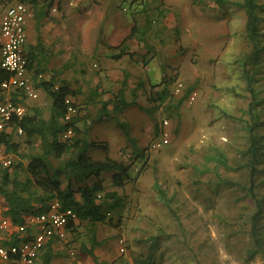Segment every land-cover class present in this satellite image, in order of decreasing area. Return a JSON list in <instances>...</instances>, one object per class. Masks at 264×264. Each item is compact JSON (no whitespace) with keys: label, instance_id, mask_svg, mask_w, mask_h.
I'll return each instance as SVG.
<instances>
[{"label":"rangeland","instance_id":"rangeland-1","mask_svg":"<svg viewBox=\"0 0 264 264\" xmlns=\"http://www.w3.org/2000/svg\"><path fill=\"white\" fill-rule=\"evenodd\" d=\"M142 1L135 0L138 6L143 7ZM160 1H153L157 14L167 13L166 10L172 7L175 15L166 25H160V20L157 21L159 23L156 26L161 33L154 35L152 31L147 37L152 46L150 49L156 50L164 65L163 72L168 79H172L171 99L155 116L147 111L150 106L147 98L151 92L150 86L142 91L144 94L137 93V104L118 115L100 117V103L98 106L84 104L91 89L102 97L105 91V94L111 95L110 100L112 93L116 95L119 91L115 87V91H112V85L104 82L103 74L112 63H108V58L105 59L104 52L107 50L103 46L96 48L93 36L85 41L92 51L86 50L83 54L71 51L65 57L62 55L67 50L59 44L62 37H58L53 45L54 54L45 57V79L49 78V69H54L58 74L75 79L70 81L71 84L82 90L77 103L81 118H85L79 126L86 124L90 140L109 144L108 153L92 149L90 154L93 157L105 159L108 155L133 162L134 158L129 157L133 151L132 141L126 138L121 123L130 127L131 136L133 132L136 141L140 142L138 146L148 148L146 158L138 160L131 170L133 180L124 188L115 187L110 174L104 175L108 189L117 190L128 197V203L122 211L123 221L119 226L99 224L96 228L97 237L102 242L100 250L103 256H107L108 248L112 249L110 257H107L108 262L243 264L247 249L252 245L250 218L254 203L249 199L240 201V194L232 187L218 183L217 174L222 177L232 174L235 178L240 175L236 169L229 172L222 164H218L217 157L223 152L231 165L248 164L249 158L244 152L250 143V133L246 129L250 124L255 126V132L264 142V55L261 65L251 71L252 85L258 93L257 102L262 101L255 108L256 117L251 121L247 112L251 96L247 91L243 70V60L249 51L245 40L244 10L230 4L218 6L215 0H162L168 3L165 5ZM69 2L64 0L62 4L67 6ZM114 4L118 7L117 16L128 12L124 11L125 7L132 9L135 5L132 0H114ZM79 7L68 9L69 22L74 23L75 18L87 9L83 4ZM53 14L60 16L58 12ZM157 14L155 18H159ZM112 19L116 21L119 18L113 15ZM113 23L116 22L102 28L106 38L112 32V27L115 28ZM74 27L77 25L74 24ZM76 29L81 30L78 27ZM262 30L264 32V16ZM29 46L27 43L26 49ZM149 75L155 82L156 77L160 79L162 76L158 60H153ZM178 81L185 84L184 92L193 87L197 96L194 103L191 104L187 99L180 109H175L182 96L173 94ZM36 88L40 90L39 98H27L25 104L28 109H43L44 116L48 118L51 98L43 89ZM127 99L133 100L131 93ZM169 104H172L171 108ZM109 108L111 110L112 106ZM164 120L170 121L168 130L172 132V142L159 152L151 151L155 135L148 134V131L151 132L149 127L153 126L155 130V124L158 123L160 129ZM15 141L21 144L19 153L14 154L15 162L27 163L30 155L41 151L39 142L30 147L23 136H16ZM147 158L148 164L140 173ZM256 167L258 186L262 184L259 192L263 193L264 154ZM19 177L24 179L26 173L21 172ZM5 205L1 198L0 218L4 217ZM0 237L10 236L4 233ZM89 237V225L81 224L76 236L70 235L66 242L63 241L72 250L63 259L69 264L72 261L73 264H96L91 258L85 261L79 254L78 249H81L82 243H89ZM122 247L125 248L124 252ZM60 254L63 253L56 255L58 261L63 260ZM251 262L264 264V259L256 255Z\"/></svg>","mask_w":264,"mask_h":264},{"label":"trees","instance_id":"trees-1","mask_svg":"<svg viewBox=\"0 0 264 264\" xmlns=\"http://www.w3.org/2000/svg\"><path fill=\"white\" fill-rule=\"evenodd\" d=\"M6 1L2 0L1 2ZM21 1L32 8L36 30L39 34L45 23L53 19V9L60 10L58 0ZM215 3L221 7L230 4L244 10L246 15L245 40L249 51L243 60V70L247 79V91L251 96L247 112L253 121L256 117L255 108L262 103V101L257 102L258 93L252 85L253 75L251 71L263 62L264 32L262 21L264 4L262 0H242L240 2L215 0ZM134 33L135 28L133 27L132 35ZM38 40L37 46H30L28 49L30 69L34 67V63L40 55L45 60V56L48 54L41 43L40 35H38ZM38 63L41 61L38 60ZM5 75L2 71L1 76L6 78ZM171 80L164 76L160 84L152 86L151 92L147 96L150 104L147 111L152 115L170 101ZM36 86L42 88L52 99L50 116L46 118L43 109L37 107L28 110L26 115L17 121V126L24 131L22 136L25 138L26 144L34 147L39 142L41 151L30 155L27 163L14 161L12 166L0 169V199L2 198L6 203L3 215L10 218L14 224L22 225L27 223L28 217L45 211L51 201L57 200L63 210L72 209L76 214L77 222H72L69 225L72 236L79 233L81 224L87 223L89 225V243H82L81 250L89 255L96 264H115L114 262L102 261L96 255V249L102 245L97 237L96 228L99 224L119 226L120 222L123 221L122 211L128 203V197L120 194L117 190H109L105 184L104 175L110 174L113 185L117 188H124L133 180L131 170L138 160L146 158L148 148L142 149L138 146L136 139L131 136L130 127L121 123L126 138L132 141L133 151L129 157L134 158L133 162H126L108 155L105 159L93 157L90 154L92 149H100L108 153L109 144L89 139L86 124L83 127L79 126L81 120L85 118H81L80 110L79 115L71 124L64 122L67 113L66 98L72 97L74 105L79 108L77 100L82 95V90L74 88L67 81L57 83L54 80L49 82L41 80L36 83ZM126 86L127 77L125 76L122 86L112 100L105 101L100 98L102 97L101 94L91 92L86 96L87 101L84 104L89 106L100 103L101 106L98 109L100 117L118 115L130 106L137 104L135 98L139 88L136 87L137 89L131 90L133 100L130 101L127 99ZM193 91V87L188 88L180 97L175 109H180V106ZM15 100L20 101L16 95ZM169 105L171 108L172 104ZM110 106H112L111 110ZM71 126L74 129L73 136L67 140H62V134ZM160 129L156 123L155 136L159 135ZM246 129L250 133V143L244 152V155L249 158L248 164L231 165L223 152L219 153L218 164H222L229 172L236 169L240 176L238 178L232 174L227 177H222L221 174H217V176L220 185L230 186L236 193L240 194V201L249 199L254 203V210L250 218L252 245L247 249L246 258L243 261V264H252L251 261L256 255H261L264 259V192H259L262 184L258 186L259 182L256 178V166L264 154V142L263 138L255 132L254 125L250 124ZM15 137L13 133L0 135V143L4 144L8 151L13 154L19 153L21 148V144L15 141ZM147 164L148 158L143 163L140 173ZM23 171L26 173V177L21 179L19 174ZM25 238L14 233L8 238L0 239V244L8 246L19 243ZM42 257L43 264H51L54 258L51 244L47 246Z\"/></svg>","mask_w":264,"mask_h":264},{"label":"crops","instance_id":"crops-1","mask_svg":"<svg viewBox=\"0 0 264 264\" xmlns=\"http://www.w3.org/2000/svg\"><path fill=\"white\" fill-rule=\"evenodd\" d=\"M1 1L2 0H0V13H1L0 22L2 20L3 14L5 13L7 7L11 4L12 0L11 1L7 0L6 2H1ZM62 1L64 0H58V2H60V10H57L56 8L53 9V13L58 12L60 16H55L53 14L54 15L53 19L45 23V25L41 29L40 34L36 30V21L33 12L32 17L28 20V40H27L28 45L32 47L37 46L39 44V40L36 39H38V35H40L41 43L44 45L45 49L48 52V54L45 57H49L54 54L53 51V45L55 44L54 41H56L58 37L60 38L62 37V39L60 40L62 42H60L59 44L64 46V48L67 50V52H64L62 55L63 57H65L68 56L71 51L73 52L77 51L78 54L80 53L83 54L86 50L92 51V49L88 47V45L87 46L85 45V41L90 40L93 36V38L95 39L96 48L97 47L100 48V45L103 46L107 50L106 52H104L105 59L108 58L107 59L109 61L108 63H112L111 64L112 66L109 67V69L103 74V77H105L104 82L107 83L108 85H112V91H115V88L120 89V87L122 86V85L120 86V82L123 84L125 76L127 77V86H126L127 95H130L131 90L135 89L136 87L139 88L137 93H142V91L145 90L148 86H150V88L152 89L153 85H157L161 83L164 76H166V74L163 72L164 65L161 64L156 50L154 48H152L153 50L150 49V47L152 46H150L147 37L152 33V31H154V35L161 33L160 32L161 30L159 31L158 30L159 28H157L156 26L158 25L159 22L158 23L156 22L160 20V25H166V23H168V21H170L175 15L172 12L173 10L172 7L166 10L167 13L157 14V7L153 6L154 4L153 1L156 2V0H150L149 2L147 0H143L142 1L143 7L138 6L135 0H132V2H134L135 4L133 8L129 9L127 7V11H128L127 13H124L123 15L119 14V16H117L118 7L114 4V0H70L67 6L63 5ZM159 3L164 5L168 4L162 0ZM81 4H83L84 8H87L86 11L78 15L77 18H75L76 21L74 23L69 22L68 19L70 18L68 17V9L80 8L79 5ZM156 14L159 15L160 19L158 17L156 18L154 17ZM113 15H116V18L119 19H116V21L115 19L113 20L112 19ZM112 22H116L113 23L115 28L112 27V32L106 38L102 28L103 26L106 25L111 26ZM74 24H76L77 27L80 28L81 30L76 29L77 27L75 28ZM133 27L135 28V33L132 35ZM76 40L78 42H75ZM122 44L123 47H121ZM26 52L28 55V49H26ZM38 60L39 62L41 61V63H38ZM153 60H158L159 66L161 67L162 70V76L160 77V79L158 77L154 79L156 80V82L153 81L151 76L149 75ZM45 65H46L45 60L41 57V55L35 61L34 67L32 69H30V65H29V69H30L29 74L32 80V84L34 86H36V83L41 80L48 82L54 80L57 83L62 81L70 82L75 80L67 75L58 74L54 69H49L51 71L49 72L50 74L47 80L45 79V72H46L44 71ZM1 72L2 71H0V76H1ZM116 84L118 85L116 86ZM37 90L40 93V90L39 89ZM91 92H94V90L91 89L89 93ZM12 95L14 99L16 95L17 98L20 100L19 102L25 104L26 102L25 98L27 99V97H25L23 94L13 93ZM110 96H111L110 94H105L104 91L103 97L101 98L105 101H109L111 98ZM114 96L115 94L112 93V99L114 98ZM24 100L25 102H23ZM50 101L52 103V99ZM98 104L96 105L98 106ZM156 112L153 114L154 116ZM150 121L153 124V119H151ZM152 129L153 126H151V128L149 127V130H151V132L148 131L149 132L148 134L153 133L155 135V130L153 129L154 130L153 132ZM132 136L136 138L133 132H132ZM138 142L139 141H137V143ZM119 148H122V146H120ZM29 218L30 217L27 218V221ZM11 234H14V232H9V236ZM70 235L71 232L68 229V234L65 239L54 238L52 241H50L49 244H51V247L53 248V252H54V258L52 259L51 264L55 263L56 255L59 254V252L63 253L60 254L62 257L61 259L66 258V256H69L70 252L72 251L70 250L71 246H65L63 241L66 242L67 239H69ZM4 238L5 237H0V239H4ZM61 244H63V246H61ZM101 246L96 249V255L100 258V260L108 261L107 257H110L109 254L112 252V249L108 248L109 250L107 249V256H103L104 253L103 251L100 250ZM46 249L39 256V258L36 261V264H40V262L43 264L42 255L44 254ZM78 250H79V254L84 258L85 261H88L89 258H91L81 249ZM73 263L74 261L70 262V264ZM56 264H69V263L66 262V259H63L62 261L60 260L58 261V259H56Z\"/></svg>","mask_w":264,"mask_h":264},{"label":"built area","instance_id":"built-area-1","mask_svg":"<svg viewBox=\"0 0 264 264\" xmlns=\"http://www.w3.org/2000/svg\"><path fill=\"white\" fill-rule=\"evenodd\" d=\"M127 11V7L124 8ZM32 8L21 0H12L0 22V71L7 76H0V135L13 133L22 136L24 131L17 126V121L28 112L24 103L13 98V93L23 94L25 97L37 100L39 91L32 84L29 69V58L26 52L28 40V20L32 17ZM185 84L178 81L173 94H184ZM197 93L193 92L188 100L192 104ZM67 113L64 117L66 124H71L79 115V108L74 105L72 97L66 98ZM169 120H164L160 126V133L151 142V151L159 152L172 142V132L168 130ZM73 127H69L62 134V140L71 138ZM15 155L0 143V169L10 167L15 161ZM77 222L72 209L63 210L57 200L49 203L43 212L31 216L25 224H14L8 217L0 218V235L14 232L22 239L19 243L8 246L0 244V264H36L41 253L54 238L65 239L69 225ZM12 235V234H11ZM122 251L125 248L122 247Z\"/></svg>","mask_w":264,"mask_h":264}]
</instances>
